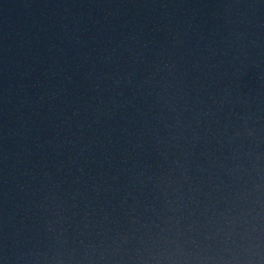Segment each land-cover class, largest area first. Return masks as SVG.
<instances>
[{
	"label": "water",
	"instance_id": "1",
	"mask_svg": "<svg viewBox=\"0 0 264 264\" xmlns=\"http://www.w3.org/2000/svg\"><path fill=\"white\" fill-rule=\"evenodd\" d=\"M0 264H264V0H0Z\"/></svg>",
	"mask_w": 264,
	"mask_h": 264
}]
</instances>
